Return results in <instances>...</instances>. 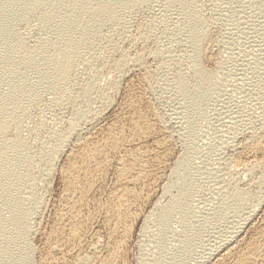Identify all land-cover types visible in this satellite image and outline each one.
I'll return each instance as SVG.
<instances>
[{
  "label": "rangeland",
  "instance_id": "obj_1",
  "mask_svg": "<svg viewBox=\"0 0 264 264\" xmlns=\"http://www.w3.org/2000/svg\"><path fill=\"white\" fill-rule=\"evenodd\" d=\"M186 2L115 9L76 47L71 74L56 90L46 63L68 6L46 0L12 19L30 57L10 79L31 93L21 96L5 138L21 140L10 154L22 164L15 186L31 264H232L262 239L264 0ZM190 14L199 46L189 36ZM86 21L82 15L77 29ZM139 122L149 128L143 134L133 127ZM110 136L118 142L104 150L100 173L90 162L88 188L68 191L70 157L85 140L102 145ZM122 166L130 173L120 178ZM123 187L134 196L117 198ZM120 200L128 208L123 222L115 220Z\"/></svg>",
  "mask_w": 264,
  "mask_h": 264
},
{
  "label": "bare ground",
  "instance_id": "obj_2",
  "mask_svg": "<svg viewBox=\"0 0 264 264\" xmlns=\"http://www.w3.org/2000/svg\"><path fill=\"white\" fill-rule=\"evenodd\" d=\"M45 1L46 0H0V69H1L0 85H3V88H6L4 87L5 85L8 87V90L5 89L7 90L6 92L4 93L3 91L0 92V211L2 210L1 208L2 206L7 208L9 211V215H7L9 217L8 219H4L3 217H1L2 214L0 215V259L4 260L6 264H13L16 261L20 262L21 264H31L30 252H29V247H28L29 245H27L26 243H23L25 242L24 238L26 236V232L29 231L30 229H28L29 227H27L28 225L26 223L27 221L24 215L25 213L24 204L22 202V199H20L17 193V189H16L17 186H15L16 185L15 182L20 176V168L22 164L14 162L18 158L16 157V155H14L16 159L14 158L11 159V157H13L12 156L13 153L17 151L18 149H20L21 140L18 136H14L10 141H7L5 138L6 132L8 131V127H10L8 125L10 124L15 125L17 118L19 116L17 112L19 111L18 103L20 101L21 96L25 93L27 94L31 93L28 87L22 86V84L18 82H12V80L10 79V74L14 72L15 70H17L19 67H22V65L24 64L23 61L26 58H29L30 54L22 53L20 49L19 38L17 37L15 32L11 29L10 25H11L13 18L19 15H24L25 13H28L29 11L33 10L36 6L42 4ZM140 1L142 2L143 0H58L60 4L67 5L68 9L66 10V14L63 15L64 17L60 15L61 19L58 18L60 19V22L57 21L59 22L58 23L59 29L56 34V39L54 43L50 45L51 46L50 50L53 52V54L47 57V63H46L47 64V79L51 78L50 83L53 82V85L51 84L52 85L51 87L53 88L51 89L56 90L59 84L60 83L63 84V81L66 80L69 74H71L70 71L72 67L74 66V60H75L74 55H77L74 53V51H76V47L81 42L85 41V39L88 38L89 34L93 32L92 28H95L96 25L103 23L107 20L114 19L115 18L114 16L117 11L115 9H117L118 7H122V6H125L126 4L140 2ZM179 1L183 2V4L187 3L186 0H179ZM184 9L186 10V8ZM188 9L189 8H187V10ZM82 15H84L87 18V21L84 23L83 28L77 29V27H79V21ZM187 16L189 17V14ZM53 20L55 21L57 19L53 18ZM189 21H190L188 24L189 36L192 42L199 46L201 42L199 43L198 41H200L202 34L201 32L198 34V32L196 31L195 29L196 24H195V21L193 22L192 14H190ZM75 29L79 30L78 33L80 32L79 33L80 36L78 38L74 37V35L76 34L73 35ZM82 29H84V31H82ZM71 35H73L74 39L71 38L72 37ZM196 65L197 64L195 63V66ZM59 89H61V87L58 88V90ZM202 90H203V87H201L200 85L198 91L203 92ZM133 127L136 130V132H138L139 134L140 133L143 134L144 132L147 131V129H149L148 126L144 122L134 123ZM89 142L90 141L85 140L83 143H81V145L79 146V151L77 150V152H75L76 154L74 153V155L72 154L73 156L70 157V161L68 164L69 166H67L68 167L67 174H65L67 175V179H66L67 185L66 186H67L68 191L73 192L74 190L79 189L80 185H82V188H81L82 192L84 189L88 188L87 178L90 176L89 170H88L89 163L94 162V165H95V167L93 166L94 171L95 172L97 171L98 173H100L102 169L99 163L102 159H105L106 157L105 155L106 153L104 150L105 149L111 150L112 148H114V146H116L118 142V137L110 136L109 139L106 140V142L102 145L91 144ZM255 145H257V143ZM10 152L11 153L13 152L12 155L10 154ZM25 154L23 155L25 156ZM29 162L30 161L28 159H25L23 164L29 163ZM129 173H130L129 170H127L126 168H124V166H122L119 177L122 178L124 175H127ZM173 173H176V171ZM81 176L85 178V179L82 178L83 181H81L82 180ZM138 176L139 175H137L136 177ZM167 187H166V190H168ZM133 196H134L133 190H129L127 187L126 188L123 187L117 193V198L119 199H122V197L123 199H128ZM119 203L121 204V206L118 208L119 215L116 217L115 220L119 222H123L128 208L126 205H124V203L121 200L119 201ZM169 208L170 206L168 207V205H166V207L165 206L160 207V213L158 214H159V220L161 221V223L165 221ZM237 231L235 230L230 231L231 232L230 234L235 235ZM75 232L72 231V233H75ZM72 233H70L71 236L73 235ZM261 233H262V239L259 242L250 243L248 248L247 247H246L247 249L245 248L246 251L241 252V253H239L240 252L239 251L238 252L239 254L237 255V257L235 256V259H234L235 261L232 264H251L256 259L262 260L264 263V230ZM12 239L16 241V243L18 244L17 246H22V249L19 248L20 250L16 248L17 250H19L18 252L16 249H15L16 251L13 249L14 244L12 242ZM25 244H26V247L28 248H25L24 246ZM30 251L32 250L30 249ZM185 251H187V249L183 250V252L179 255V259L183 255H186ZM185 257H187V255ZM233 258L234 257H232V259ZM222 260L224 261V259ZM203 261L204 260L198 259V262L197 261L196 262L197 264H200Z\"/></svg>",
  "mask_w": 264,
  "mask_h": 264
}]
</instances>
